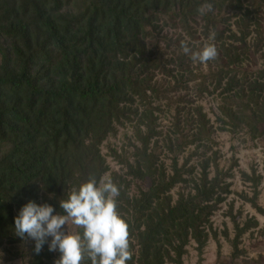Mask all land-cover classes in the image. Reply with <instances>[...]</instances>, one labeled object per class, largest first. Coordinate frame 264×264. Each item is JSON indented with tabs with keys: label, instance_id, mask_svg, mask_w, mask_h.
<instances>
[{
	"label": "trees",
	"instance_id": "obj_1",
	"mask_svg": "<svg viewBox=\"0 0 264 264\" xmlns=\"http://www.w3.org/2000/svg\"><path fill=\"white\" fill-rule=\"evenodd\" d=\"M206 2L213 10L201 15ZM263 7L264 0H0V252L27 240L15 236L14 221L29 201L64 214L60 200L90 176L107 174L103 144L134 122L133 161L112 152L127 168L126 177L112 175L120 190L118 211L129 224L133 258L127 264H184L191 240L204 248L206 227L230 194L224 183L229 174L219 170L217 152L206 157L211 127L202 106L183 118L179 113L177 145L169 146L172 174L159 161L157 140L151 145L161 135L156 103L171 91L156 78L178 82V70L194 77L193 61L181 48L185 37L164 30L180 27L193 41L196 25L207 37L215 32L211 79L221 101L220 129L249 131L258 140L264 137V67L253 71L251 62L257 67L259 60L249 58L255 56L251 37L264 40ZM191 145L195 151L180 165ZM202 156L198 166L190 165ZM128 177L150 187L130 195ZM244 178L255 190L263 180L256 171ZM180 184L191 190L175 200L171 192ZM257 199L255 193L249 202L264 214ZM258 227L250 219L236 239ZM56 257L33 249L31 264H55Z\"/></svg>",
	"mask_w": 264,
	"mask_h": 264
},
{
	"label": "rangeland",
	"instance_id": "obj_2",
	"mask_svg": "<svg viewBox=\"0 0 264 264\" xmlns=\"http://www.w3.org/2000/svg\"><path fill=\"white\" fill-rule=\"evenodd\" d=\"M262 25L264 37V18ZM195 29L197 30V35L194 41L185 35L180 27L176 30L165 29L164 33H167L174 39L183 35L185 37L184 40L189 43L192 49L195 47L196 51L200 50L206 43L213 42V40H209L207 36L201 34V27L199 25H196ZM232 29L235 30V27L232 26ZM250 41L254 47L252 48L251 55L254 53L255 56L249 59L259 60L257 67L253 65L254 62H251L254 71L264 67V40L258 43L257 36L253 35ZM164 46L165 44L161 43L163 49ZM172 55L169 52V59H174L171 58ZM191 70L194 71V77L191 78L189 76L181 77L182 73L178 70L176 72L179 75L178 82L171 77H164L163 75H159L156 78L158 84H164L171 91L168 93L167 100L156 103V107L161 109V112L156 113L158 117L157 130L161 132V135L157 136L151 145L154 146L157 140L159 161L161 164H164L167 172L172 174L173 155L169 151V146L171 142L174 148L177 145L175 124L178 118L180 119L179 113H181V117L183 118L187 112L190 111L193 114L195 107L202 106L210 119L211 127L210 139L212 142L208 141L209 143H207L212 150L207 151L206 157L212 156L215 152L218 153L219 170L228 172L229 174L224 183L230 185V194L223 195L225 201L215 210L210 224L206 227L209 233L207 245L200 250L198 244L191 240L186 247L187 253L183 257L184 264H264V222L261 226L258 222L260 227L254 228L236 239L240 234L238 227H244L250 219L256 218V215L264 216L249 202V200L255 198V193H257V204L264 205V137L252 140L249 131H242L236 135L222 131L220 129L221 124L217 121V116L220 114L218 107L221 101L218 97L219 92L215 91V81L211 79L213 73L216 71L213 60L209 61L206 67L199 62H193ZM202 83H205L203 94L200 90ZM184 110L185 114H183ZM183 124L184 122L182 121L181 126ZM136 125L137 122H134L119 127L117 135L111 136L102 146V153L110 166V171L107 174L111 178L114 173H118L123 177L127 176V168L114 159L112 152L117 151L119 154H125L133 161V148L131 144L136 142L134 138ZM179 142L181 143L182 140ZM195 149V145L187 147L179 157V164H183ZM200 151L203 153L202 149ZM203 158L204 156L193 159L190 165L198 166ZM199 170L198 172H200ZM253 171H256L257 175L263 178L256 190L253 183L244 178V174L251 175ZM215 174L216 169L212 164L210 178H213ZM128 180L131 181L130 195H138L139 191L147 190L150 187V182L132 180L131 177H128ZM189 190H191L189 187L186 188L185 185L180 184L172 190L171 194L176 200L180 192L184 191L188 193ZM62 227L67 232V226ZM68 227L70 231L73 228L71 225ZM48 239L50 242L51 237ZM236 246L237 250L235 249ZM34 247L35 241L31 238H27L20 245H6L0 252V264H31ZM43 249L49 251L47 243L43 246ZM52 253L57 256L56 258H60L58 251ZM167 264L171 263L168 262Z\"/></svg>",
	"mask_w": 264,
	"mask_h": 264
},
{
	"label": "clouds",
	"instance_id": "obj_3",
	"mask_svg": "<svg viewBox=\"0 0 264 264\" xmlns=\"http://www.w3.org/2000/svg\"><path fill=\"white\" fill-rule=\"evenodd\" d=\"M212 10L213 5L207 2L198 8L201 15ZM215 35L211 31L208 39L214 40ZM181 48L194 63L205 67L218 56L213 43L194 51L185 40L181 41ZM119 195L118 186L108 174L99 179L90 176L74 187L66 200H60L64 214H53L54 208L47 203L37 205L29 201L15 218V236L34 240L37 255L47 243L50 252L60 253L55 264H84L86 260L91 264H127L133 251L129 224L118 211ZM65 225L67 232L62 227ZM69 225L73 226L71 231Z\"/></svg>",
	"mask_w": 264,
	"mask_h": 264
},
{
	"label": "crops",
	"instance_id": "obj_4",
	"mask_svg": "<svg viewBox=\"0 0 264 264\" xmlns=\"http://www.w3.org/2000/svg\"><path fill=\"white\" fill-rule=\"evenodd\" d=\"M259 206L262 208V209H264V205L263 204H260L259 203ZM264 216H260V215H256V219H257V221L260 223V226H261V224L264 222V218H263ZM259 226V227H260Z\"/></svg>",
	"mask_w": 264,
	"mask_h": 264
}]
</instances>
